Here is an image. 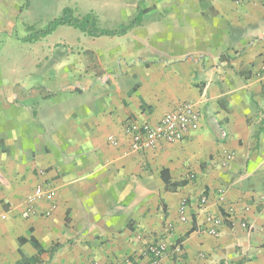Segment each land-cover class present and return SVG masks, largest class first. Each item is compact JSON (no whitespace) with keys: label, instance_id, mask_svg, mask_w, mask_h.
I'll return each mask as SVG.
<instances>
[{"label":"crops","instance_id":"crops-1","mask_svg":"<svg viewBox=\"0 0 264 264\" xmlns=\"http://www.w3.org/2000/svg\"><path fill=\"white\" fill-rule=\"evenodd\" d=\"M188 5L195 14L184 13ZM152 6L38 5L52 15L65 7L93 11L102 26L111 14L117 24L107 28L132 20L138 7L146 12L120 36L59 26L49 35L66 32L67 47L51 59L46 78L0 81V264H117L128 256L149 264L142 249L162 241L161 264H264V0H177L176 14H153ZM7 16L3 1L0 29ZM88 50L107 70L102 77L89 75ZM183 102L200 115L184 140L131 151L128 119L155 123ZM163 170L186 184L167 189ZM38 184L55 192L29 211ZM183 203L192 222L180 220ZM230 206L234 214L218 236L197 230L207 213Z\"/></svg>","mask_w":264,"mask_h":264},{"label":"rangeland","instance_id":"rangeland-1","mask_svg":"<svg viewBox=\"0 0 264 264\" xmlns=\"http://www.w3.org/2000/svg\"><path fill=\"white\" fill-rule=\"evenodd\" d=\"M3 1L7 2L8 23L6 29H0V81H6L13 85L15 81H42L52 71L48 65L51 59L54 55H58V51L63 46L67 47L65 45L67 34H65L66 32L59 31L53 35L30 42L24 40V37L28 33L26 28L27 25L45 28L49 20L60 16V13L52 15V13L40 11L38 5L42 0H29V4L26 6V0H0V3H3ZM176 1L162 0L161 2V0H152L153 6L150 9L153 14H176ZM20 8H23L22 13H18V15L16 12L14 13V11ZM75 10L79 14H84L80 9L75 8ZM184 13L193 15L196 11L192 5H188L185 7ZM106 16H103L102 24L104 26L113 27L117 24L114 16L111 14ZM188 22H184V43L187 40H191V37L186 38V34L187 30L191 31L193 23L191 19ZM172 24L175 25V23ZM194 25L196 26L198 23L196 22ZM89 45H93V42L89 41ZM69 46L70 44H68ZM68 51L65 52L68 53ZM87 52L90 63L89 75L102 77L107 70L101 68L99 57L94 51L88 50ZM71 54L73 52L68 53V55Z\"/></svg>","mask_w":264,"mask_h":264},{"label":"built area","instance_id":"built-area-1","mask_svg":"<svg viewBox=\"0 0 264 264\" xmlns=\"http://www.w3.org/2000/svg\"><path fill=\"white\" fill-rule=\"evenodd\" d=\"M199 110L193 102H183L177 108L163 115L155 123L139 121L137 119H128L125 123V134L129 138L130 149L136 153H142L150 149L157 148L162 143H175L185 139L186 135L193 129L199 120ZM226 135V132L223 133ZM108 141L117 144L114 137H109ZM232 153H227L225 161L232 159ZM55 192L51 184H38L31 195H29L26 205L27 210L32 211L35 204L44 196H52ZM208 197L202 195L199 203L201 207H205ZM233 206L226 207L222 213L211 215L207 213L205 220L198 224L197 230L212 236H218L225 220L232 219L234 214ZM53 212V205L43 212V215L50 216ZM179 217L183 222H192L186 212L185 203L179 209ZM171 228V225H169ZM168 250L166 241L153 242L144 246L142 254L149 259V264H161V261ZM99 264V263H94ZM105 264H114L111 262ZM117 264H135L132 256L124 258Z\"/></svg>","mask_w":264,"mask_h":264},{"label":"trees","instance_id":"trees-1","mask_svg":"<svg viewBox=\"0 0 264 264\" xmlns=\"http://www.w3.org/2000/svg\"><path fill=\"white\" fill-rule=\"evenodd\" d=\"M29 4V0L25 1V6ZM146 12L142 7H138L136 16L127 23H121L115 28H107L100 24L97 15L91 11L84 15H77L71 7H65L60 16L51 19L45 28H35L33 26H27L29 34L24 37L25 41L34 42L54 32L59 26L67 25L81 30L89 36H120L126 34L133 27L139 25L142 21L143 14ZM162 178L167 184V189L176 190L178 186L186 184V181L179 183H173L170 179L168 170L162 171ZM21 241H24L22 239ZM35 246L39 249V252L43 250L40 248L38 242L32 239ZM37 261L38 257L33 258Z\"/></svg>","mask_w":264,"mask_h":264}]
</instances>
